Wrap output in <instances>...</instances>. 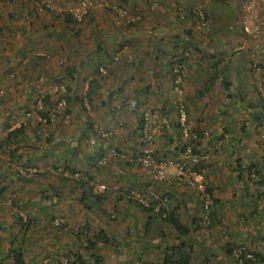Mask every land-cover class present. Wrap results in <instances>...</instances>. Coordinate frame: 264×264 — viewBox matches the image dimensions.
<instances>
[{
    "label": "crops",
    "instance_id": "0c3cea01",
    "mask_svg": "<svg viewBox=\"0 0 264 264\" xmlns=\"http://www.w3.org/2000/svg\"><path fill=\"white\" fill-rule=\"evenodd\" d=\"M156 1L160 2L161 6H163L164 4L171 5V3L174 4L173 6H175V4L177 6H183L179 4V1L185 0H149L147 2V5L151 2L152 5L157 6ZM220 1L222 4H229V6H227V13H225V11L222 9H214L218 4L209 7V2H207V0L205 2L201 1L200 3L202 6L207 8L206 12H208L210 17L212 18V23H221L223 20L227 22H233L232 19H238L237 16L239 11H237L235 4H233L234 0ZM4 3H6V5L11 8V10H3L7 12V21H5L4 23H1L0 21V36L2 35V37L5 38V41L15 38L20 43H26L25 34H28V36L32 35L30 33V25L26 27L27 30L23 33L20 32L18 30V27H15L12 23L19 21L21 17H23V20H26L27 17H30L32 12L30 10V7H34L33 3L30 0H9L8 2H3L2 4ZM193 4L194 2L191 3V5ZM219 7H221V5ZM172 17H175V15L173 14ZM175 20H172L173 24L171 25H169V23L167 22L170 26H167L169 28H162V36L156 35H161L160 31H158L159 33L152 31L143 33L145 36L142 37V40L145 39L144 43L145 46L148 47L147 50L149 49L151 51L150 55L155 54L162 47L161 45L159 49L157 48L160 46L156 43L157 37H160L159 39L164 38V34L167 33H175L174 35L176 36L178 35V33H180V35L182 34L181 28L179 30L174 29V26H177V21ZM28 21L29 23L31 22L29 18ZM2 26L4 28L6 27L10 29L4 30ZM229 28L232 30H224L221 32H217L216 34H213V36H211V39H213L214 42L215 40L219 42V45L216 44L217 46L214 44L215 47L212 48V51L214 52L215 50L221 49L224 55L229 56L227 58V63L231 64L227 68L228 71H226L229 73V75H224V72H221L217 76H213L216 79L212 89L220 92V96H215V99L220 97L219 102L223 104V107L221 110L217 111L214 108H211V103L215 102V99H213L214 96L212 95L213 91H210L209 95L203 96V92L206 90L196 89V92H193L192 94L196 95V97L202 100H199L196 97L195 100L197 99L196 101L198 103H196V101L195 103H188L185 100L187 106V114L190 122L192 121V119L196 120V118H198L197 123H193L195 125H193L194 128L197 131L199 130L200 137L196 141L198 149L202 150V152L210 149L213 152H216V154L212 156L211 161L206 167V177L212 194L216 195L218 199H222L227 202H231V200L233 199L237 200L238 203H235L236 205H234V208H237V205L241 204V200L244 199L242 196V192L240 191V188H242L243 185L237 188L235 184H246L245 179H247L248 177L252 178V181H254L255 183L253 182L252 184L254 185V190L252 188L251 190L255 191V186H259L262 191L259 190L256 192V194L254 193L253 195L249 194V192H246L244 196H249V198L251 199V206L253 209V212L251 213L253 214L257 212L262 218L264 217V212L256 211L258 208L256 206V201L264 197V184H257L256 182L260 179L259 176L261 174L264 175V152L262 150L263 143L261 144V142L255 141L254 139L250 138L249 134H253V136H255V134L258 133L259 127L257 123L258 121H256V119L259 120V118L255 115L257 114L259 117L261 116L260 108H262L263 106L264 97L257 96L259 104H255L254 102L257 99L252 95V92L250 93V95H248L249 91L243 92V90H238V94H236L234 88L235 86L240 88L241 84H245L243 86H246L250 90V87L253 85L254 81L250 76L251 68L248 69L246 67L243 58L246 56L248 57L251 51H254L264 63V33L261 34L257 39H252L244 34L241 35L242 32L239 28L237 29L233 26H229ZM38 30L39 28H37L36 32ZM239 32H241V34ZM222 43H225L228 46L232 44L231 46H233L235 51L239 50V52H237L238 54L233 56V48H231L230 46L228 49H225L223 48ZM145 46H143V50L146 49ZM235 46H237V48H235ZM9 48L4 51H0V72L9 69L8 67L10 65H15V67L17 68L25 64L24 67L20 68L21 71H23L22 69H25L26 71L31 70V73H37L39 67H43V63H40L37 60L41 59V57L37 56L35 59L31 58L29 60L28 57L30 52L28 49L27 51H25L23 49V46L11 45V47ZM21 60H23L24 62ZM238 62H240V64L242 65L243 70H240V68L237 66ZM28 63H30L31 67ZM162 65H159L157 71H160ZM73 67L70 66L69 68H66L65 75L67 77V85H72L73 87H75V84L79 86L80 82L78 76L75 73V67ZM238 68L240 71H242L241 75L244 76V79L245 77L249 78L248 83H241V75L240 71H238ZM135 69L133 68L131 70L133 73L131 74L132 82H128L127 84L123 85L124 89L121 86L122 80H120L119 83L115 80L116 84H118L117 88L111 85L113 91L110 89V87L105 86V83H103L101 79H98L94 76H90L87 80H85L84 96H82L84 100L83 105H85L88 100L90 102V109L84 108L83 112L79 109H74L73 107V109L71 110V114L76 117H80V119L82 118V122L78 121L79 126H77L76 128H72L71 126V128H68V130L66 131L64 129L60 130L54 125H51L48 128L44 127L36 130L37 134L44 133L43 136H46L48 138L50 144H54L57 146L64 145V147L61 148V153H63V156H61L62 158L60 159L61 164L67 163L74 168H82L83 171H87L90 174L99 173L97 177H101L103 181L109 186L113 184V179H116V184L118 185L120 191L117 194H114V192L112 191L113 186H110V189L101 195V199L97 203L92 200V197L89 196L86 189L84 190L79 188L69 179H67L68 177L63 178L60 176H47L48 174L45 173L44 175L47 176L48 179L50 178V181H52L53 184H50L51 182L49 180H46V184H44L42 179H39L37 182L39 184L36 188H25L23 194H17L16 196V198H19V200L21 198L22 205L29 206L33 204L34 206L31 205V208H45L43 205L47 206L48 202H54L55 200L63 198V195L65 193L67 197L68 195L69 197H72L74 195V192H72L71 190L75 186L78 187V189L75 188V190H78V192L76 193H78L79 196L74 197V199L83 197L84 202L88 200L94 205L96 203L98 204V210L100 211L98 217L99 221L90 222V220H88V216L84 217L83 215L81 217L84 218L78 217L75 219L76 215L74 209L66 206L67 214H70L69 217L71 219H74V221H78V224L80 225L77 226V228H74L77 230L69 229V225L67 227L65 226L64 228L58 227L60 230L59 231L55 230L56 228L49 229V227L47 226L48 224H46V227L44 226L42 227V229L45 228L49 231H52L51 236L53 238L52 240L54 241V244L51 245H53V248L49 249L48 251L44 250V248L47 247V241L46 243L39 241V243H36L34 247L35 252H26L27 248H25L23 244H20L19 246L23 250V253H25L23 262L25 264H39L42 262L48 264H64L65 261L71 262L72 260L69 255L72 254V251L74 254L77 253V251L74 249H77L78 247L76 244L74 246V239H76L79 246H86L87 244L84 234L80 235L81 229H84L85 232H88V236L97 234L99 232L102 233V236H104L103 238H105V242L108 243L106 245L107 249L102 254L107 259L103 258V256L98 258L92 254H80L83 257L85 264H91L93 263V261L96 262L95 258H97V260L99 261L104 260V264H138L140 262L156 261L153 259V257L157 253V250H160L159 253H161L164 252L167 246L173 245L176 242V239L179 237L177 231L173 228V225L170 222H166L160 216L156 217V215L153 214L152 210L144 211L143 208L140 207V205H138L137 203H134L133 201H126L123 195V192L125 190L143 191L148 193V195L152 194L155 190L156 192H158V194L160 193L161 195L167 196L169 198V211L174 214L182 224L188 225L190 228V232L193 233H190L189 237L187 236L188 239H193H190L193 243L192 246L200 244L201 241H204L208 244V246L214 247L215 251H219L220 253L221 251L223 252V248L226 247L227 244H233L234 246L244 245L257 252L264 253V241H255L256 238L261 239V235L264 236V228L263 230L260 229V227L262 228V226H258V229H255L253 225L243 222V224L240 223L238 225V227L240 228V234L236 235L233 233L231 228L233 226L231 225V222L233 223L232 211L235 209L229 211L230 220H228V225H226V227H223V232L221 231V229L215 231L213 227H216V225L212 226L209 229H204L202 225H197L199 223L200 207H198L196 198L197 194L193 188L184 185H178L176 183H173L172 181L154 182L136 164L134 165L130 163H122L121 161H119V163L122 164L119 165V163H116L117 161H112L109 162L104 168L98 170H95L94 167H92V162H89L90 157H93L94 155H96V157L101 156L111 148L139 151L143 147L152 146L154 147L153 149H156L159 154L160 152H167L165 154L170 156L172 155V157H177L181 150L187 146L186 144L189 143L186 142L187 140H184L186 138H183V136L186 134L182 132L183 129H180L179 124L175 118V106L172 105L174 101L172 95V86L169 85L167 86V88L164 87L165 85L163 82V77L166 75L167 79V67L166 71L161 74H158L157 71L155 72L154 75L158 77V81L154 80L156 81L155 83L149 80V73L146 76L148 77L146 78L147 80L145 78L141 79L136 77V74L134 72ZM68 70L72 71L71 74ZM147 70L149 72V69ZM224 70L226 69H223V71ZM258 77L259 76H257V78ZM28 80L29 77L25 78L24 84L20 85L19 82L15 84V89H18V87H20L17 93H15L16 91H12L13 94L15 93L18 96L24 98L25 101L23 102H25V104L28 103V95L26 94L23 96V93L27 91V89L25 88H33L32 84ZM34 81H36V79ZM7 84L9 85L10 83L7 82ZM227 86H229L230 88L232 87L233 93H231L230 91H228V93L226 91H223V88ZM130 88H132L133 90V94L131 96L132 103L130 102L131 104H127L126 106L125 104L121 105V102H123L124 99L123 95L126 96L128 94L127 96H129ZM75 90H70L71 97L73 95L76 96L78 91L75 92ZM48 94L51 95V92L48 91ZM151 94L154 95L153 102L156 104L151 106L144 105L147 104V102L152 101L149 99V96ZM168 97L171 100L168 99ZM140 104L144 105L147 110H143L141 113L137 114V111L135 110ZM205 106H208L211 109L209 111L207 109L202 110ZM85 109H87V111ZM192 109L194 110V112H192ZM148 110L150 111V114ZM213 110H215V112H213ZM131 116L133 117V121H135V125L127 131L125 130L127 127V119L131 118ZM141 118L144 119V123L143 125H141V128H139ZM203 119L208 120L205 123H210V127L212 128L211 129L209 127L211 130L209 129L208 135H204V133L207 134L208 128H204L206 127V125L203 122ZM224 119H227V121L225 122ZM251 122L254 123L251 125ZM117 124L123 127V129L121 128L123 132H119L120 128L117 126ZM96 125H99L100 129L97 128ZM109 125H115L117 129L115 128L110 130ZM5 127H7L5 133H8L10 130L16 128L17 125L10 126V124H6ZM156 128H158V132H156ZM33 129L35 130L36 128L34 127ZM101 133L105 134V136L102 138ZM74 152H78V154L76 155L74 154ZM225 153L229 155L228 158L223 157V154ZM56 159L57 157L53 159L54 163H57ZM47 162L53 161L49 159L47 160ZM253 170H256L255 173L258 171V173H256L258 177L257 179H253ZM13 173L14 172H12L11 170L7 173V176L9 174L13 175L11 178H7V176L5 178V176L2 174L3 181H0V184L11 186L8 187L9 189H6V191L3 193L4 197H8V195L9 197L10 195L11 197H15L17 193V190L14 189L15 186L12 185V183L16 181L19 175ZM51 173L53 172L51 171ZM167 173L170 174L171 171L168 170ZM115 174H117V178H114ZM20 179H24V177H20ZM47 181H49V183ZM249 185L250 184H248V186ZM243 187L250 188L247 186ZM113 200L115 203L113 202ZM113 203L114 205H116V209L112 208L114 206ZM146 204H148V202ZM22 205H19L18 207L21 208ZM78 206H80L81 209H84L85 206L87 207L88 205L78 203ZM263 206L264 202L263 204L261 203L259 205V209H263ZM235 211L238 212V214L241 213V210ZM25 212L31 213L32 210H25ZM110 212L113 214H111ZM96 214L97 211L93 213L92 218L97 216ZM214 215V218L211 217L213 224L224 222L225 218L221 215L219 209H216L214 211L213 216ZM194 228L196 230H194ZM233 230L235 229L233 228ZM252 230L255 233L253 239L249 236V231ZM224 232L226 233L227 237L225 236V234H223L224 237L221 236V233ZM120 240H133V243L135 240H145V243L140 246L144 247V249H139V252H136L133 246L129 253L127 251H120ZM93 241L95 240L93 239ZM112 242L114 243L113 245ZM97 243L98 241L95 242L96 245H98ZM149 243L152 244V247L148 245ZM103 246L104 245H102V243H99V247L102 248ZM0 248L2 247L0 246ZM4 248V254L6 256L7 254L10 256L9 247L4 246ZM4 260H2L0 264H3ZM7 260L8 262H10L11 258H8ZM231 260V258H224L223 260L221 259V261L219 260L216 263L222 262V264H232Z\"/></svg>",
    "mask_w": 264,
    "mask_h": 264
},
{
    "label": "rangeland",
    "instance_id": "374dc122",
    "mask_svg": "<svg viewBox=\"0 0 264 264\" xmlns=\"http://www.w3.org/2000/svg\"><path fill=\"white\" fill-rule=\"evenodd\" d=\"M9 0H0V21L1 23H4L7 21V12L3 10H11V8L6 5V3L2 4L3 2H8ZM111 1V2H110ZM113 1V2H112ZM139 1V2H138ZM149 0H51V10L49 11H38L35 7H30L31 15L30 17H27L26 20H23V17L19 21H16L12 23L15 27H18V30L20 32H26V27L30 25L31 31L30 33L32 35L25 34L26 37V43L25 42H18L17 39H8L5 41V38L0 36V51H4L7 48L13 46H23V49L27 51L29 50V60L31 58L41 57V59H37L38 62L43 63V67H39V70L34 73H31V70L26 71L25 69H22L21 67H24V65L20 67H15V65H10L8 68L4 71L0 72V89H3L5 91V94L3 98L0 100V181H3V176H7V173L11 170L12 172H18L17 175L19 177L12 183L14 185V189L17 190V193L15 195V198L17 194H23V191L25 188H36L39 183L38 180L42 179L44 184H46V180L48 179L47 176H53L55 177V174L51 173L49 169L52 167V164H58L60 163V159L63 156V153H61V148L64 147V145H54L50 144L48 138L46 136H43L44 133H38L36 132L37 129H41L44 127H50L51 125H54L56 128H59L60 130H68V128H76L79 126L78 121L82 122V118L74 116L72 113V109H79L81 111L84 110V108L90 109V102L87 100L85 105L80 104L79 102L72 101L69 104L65 102L64 105L59 106L57 108L58 102H60L62 99H64V96L66 93H68V90H75L77 92L78 96H84V81L87 80L90 76H94L98 79H101L103 83H105V86L110 87L111 85L115 88H117V84L122 80L121 86L123 88V85L127 84L128 82L131 83V74L132 69H135L136 77L138 78H148L146 77L149 73L150 81L155 83L158 77H156L154 74L157 71L159 65H162L160 68V71H157L158 74H161L166 71L167 67V79L166 75L163 77L164 87L167 88V86H172V95H173V104L175 106V118L178 122L179 115H178V105L179 103H182L185 107V125L189 126L190 132L187 135H184L183 138H186L184 140H187L186 142H189L187 144V148L182 152H180L177 157H172V155H167L165 153L167 152H160V154L157 152V150L153 149L154 147H143L141 150H123L126 151V153H139L142 152L145 148H151L154 151V154L156 157H159L161 159L167 158L171 159L175 162L181 161L184 163L186 169H194L196 162L199 159H202L201 162H205L208 166V163L211 161L212 156L216 154V152H213L211 149L206 150L204 152L199 153L198 156H193L192 152L190 151L192 140L197 141L196 132L197 130L194 128V122L195 124L198 121V118L196 120L192 119L190 122L188 119L187 114V106L185 100L190 103H195V97L196 95H193V92H196V89H203L205 82L209 79L210 76H217L221 72H224V75H229L228 72V66L231 65L227 63V58L229 56L224 54H218L216 51H212V48H214V44L219 45L216 40L214 42L213 39H211V36L213 34H216L217 32L221 31H230L232 29L229 28V26H233L234 28H239L242 32H239L241 35H246L243 27V21H242V15L244 14V4L248 0H234L235 6L238 13V19H232V21L227 22L225 20H221L222 22H213L212 18L210 17L209 20H202L199 22H180V20H175V17H172L174 12L172 10L174 8H177V5L173 6L174 4L171 3V5L164 4L163 6L160 5V2L156 1V5H152L151 2L147 5V2ZM162 1V0H161ZM201 1L206 0H185V1H179L180 5L178 8H189L191 7L192 10L197 9L200 12L201 11H207L206 7L202 6L200 3ZM85 2L86 4L90 5L89 10L90 14H86L87 8L82 6V3ZM181 2V3H180ZM194 2L193 5L191 3ZM209 2V7L212 5H217L214 9H222L225 11V13L228 12L229 4L225 3L222 4L220 0H207ZM220 3V4H219ZM10 4V3H9ZM145 4V5H143ZM189 4V6H188ZM221 5V8L219 7ZM88 6V5H87ZM170 6V7H169ZM174 8H173V7ZM172 7V8H171ZM79 9L81 12L85 11L86 17L82 18L81 21H79L77 24H70L66 23L64 20L63 13L71 12V9ZM2 9V10H1ZM213 9V10H214ZM4 15V17H3ZM144 16V18H142ZM28 18L30 19V23L28 21ZM232 18V17H230ZM147 19V20H146ZM171 19V20H169ZM146 20V21H145ZM169 20V21H167ZM177 21V26H174V29L179 30L180 28L183 29L184 27H191L193 28L192 33L190 35L182 36L180 35L177 37L173 33H167L164 34L165 37L159 39L160 37H157V45H160L157 47L159 49L158 52L155 54L150 55V50L145 46V39L142 40V37L145 35L144 32L152 31V32H161L160 34H156L157 36H162L163 27L166 29L169 28L171 24H173V21ZM169 25H168V23ZM10 23V25H11ZM13 26V27H14ZM169 26V27H167ZM4 30H7L8 28H4ZM37 28L39 30L36 32ZM10 29V28H9ZM8 29V30H9ZM244 32V33H243ZM264 31L262 32V34ZM115 34V37H114ZM180 34V33H178ZM184 34V33H183ZM28 36V37H27ZM113 36V37H111ZM114 41V42H113ZM216 45V46H217ZM232 45V44H231ZM230 45V46H231ZM143 46L146 47L145 50H143ZM198 46L201 50L196 51L195 48ZM222 46L225 48H229L225 43H222ZM97 47L100 48V50H97ZM163 48V49H162ZM233 48V46H231ZM237 48V46H235ZM11 49V48H9ZM186 50V51H185ZM184 51V52H183ZM183 52V54L188 53V60L185 61L187 64V71L185 72L184 76L182 77V83L180 84L181 88V95L176 90V84L174 83V77L172 75V67L177 60L174 58L177 56V53ZM238 51H235L233 48L232 55L238 54ZM104 54H110V58H107V55ZM43 58V59H42ZM205 58V59H204ZM204 59V60H203ZM244 64H246V67L248 69L251 68V77L254 81L253 85L250 87V90L243 86L245 84H241L240 88L235 86L234 91H236V94H238L239 91H249V94L252 92L253 96L257 99L254 103L259 104L257 96H263L264 97V63L261 58H259L254 51H251L250 55L243 58ZM23 61V60H21ZM102 62L99 65V62ZM19 62V61H18ZM24 62V61H23ZM30 62V61H29ZM142 62V63H141ZM173 62V63H172ZM31 63V62H30ZM30 63H28L30 65ZM171 63V64H170ZM144 64V65H143ZM150 64V65H149ZM240 70L242 68V65L240 62L237 63ZM251 64L255 65L254 67L251 66ZM172 65V67H171ZM70 66L75 67V73L78 76L79 79V86L75 84L76 86L73 87L72 85L68 86L66 82V75H65V69L69 68ZM97 66H99L97 71ZM170 66V71H169ZM31 67V65H30ZM73 67V68H74ZM100 68L105 69V72H102ZM238 68V71H240ZM149 69V72L148 70ZM223 69H226L223 71ZM43 72V73H41ZM36 74V76H35ZM242 74V71H240V75ZM257 76H259L257 78ZM29 77V82L32 84L33 88H25L27 91L23 93L24 95H28V103L27 106L25 104L24 98L18 96L17 93L18 89H15L18 82L20 85L24 84L25 78ZM156 77V79H155ZM241 83H248L249 78L241 75ZM36 79V81H34ZM116 81L118 83L116 84ZM147 80V79H146ZM259 80V81H258ZM262 80V81H260ZM26 81V82H28ZM258 81V82H257ZM7 82L10 84L8 85ZM260 82V83H259ZM259 83V84H258ZM258 84V85H257ZM31 86V87H32ZM78 86V87H77ZM43 87V89H42ZM12 88V89H10ZM69 88V89H68ZM121 88V87H120ZM124 89V88H123ZM16 91L14 94L13 92ZM48 91L51 92L52 96H55L53 99V103L55 102L56 111L55 115L52 120H49L47 123H39L36 120V115L38 114V111H52L48 107H44L42 97L45 94H48ZM132 88H130L129 96L123 95V102L122 104H131L132 103ZM212 92V95L214 96L213 99H215V96H220V92L209 89L207 91L203 92V96L209 95V92ZM223 91L232 92V87L229 86L224 87ZM70 94V92H69ZM76 94V95H77ZM11 96V97H10ZM202 96V95H201ZM74 97V95L72 96ZM59 98V99H58ZM154 95H150L149 99L152 100L150 102H147V104L144 105H154L156 103L153 102ZM156 98V96H155ZM198 98V97H196ZM168 99H170L168 97ZM188 99V100H187ZM199 99V98H198ZM220 97L215 99V102L211 103V108H214L216 111L222 109V103L219 102ZM171 100V99H170ZM202 100V99H199ZM131 102V103H130ZM196 103H198L196 101ZM43 105V107H42ZM134 105V104H133ZM144 105L140 104L135 111H137V114L141 113L143 110H147ZM194 105V104H193ZM84 106V107H83ZM86 106V107H85ZM177 108V109H176ZM208 106H205L202 110L207 109L208 111L211 109ZM65 109H68L69 112H66ZM87 109H85L87 111ZM213 110V112H215ZM261 110V108H260ZM149 111V110H148ZM84 112V111H83ZM192 112L194 110L192 109ZM150 114V111H149ZM68 115L67 121H64L65 116ZM132 118V119H131ZM127 119V127L125 130H129L135 125V121H133V117ZM135 118V117H134ZM202 118V116H201ZM200 118V119H201ZM122 121V120H121ZM134 123H133V122ZM206 119H203V122L205 123ZM224 121L226 122L227 119ZM118 122V121H117ZM120 122V121H119ZM25 123V124H24ZM27 123V124H26ZM254 122H251V125ZM6 124H10V126H26V138L19 139L18 141L10 140L9 143L4 142V139L6 137V130L7 127H5ZM194 125V126H193ZM207 134L204 133V135L209 134V129L211 128L210 123L206 124ZM117 126L120 128L119 132H123L122 126ZM36 128L35 130L33 128ZM97 128H99V125H96ZM210 127V128H209ZM117 129L115 125H109V129ZM122 128V129H121ZM159 128V125H158ZM158 128H156V132H158ZM100 129V128H99ZM212 129V128H211ZM210 129V130H211ZM191 130H194V132H191ZM126 131V132H127ZM199 131V130H198ZM252 131V130H251ZM184 132V131H182ZM206 132V131H204ZM211 133V131H210ZM262 134L264 135V124L262 127L258 130V133L253 136V134H249V137L254 139L255 141L263 143ZM101 136L104 137L105 134L101 133ZM256 144V143H255ZM17 145H25L26 148H23L20 150V154L22 157H18L17 153H15L12 157L11 152H14V149ZM209 147V146H208ZM262 148V147H261ZM264 152V144L262 148ZM84 153V152H83ZM162 153V154H161ZM74 154H78V152H74ZM229 155L226 153L223 154V157L228 158ZM57 157V163H54V158ZM93 157H96L94 155ZM52 160L53 162H47V160ZM89 162H92V167L95 166V162L93 159H90ZM116 163H119L117 161ZM89 165V166H91ZM119 165H122L119 163ZM82 167V166H81ZM78 170H83L82 168H78ZM203 170V169H202ZM49 171V172H48ZM171 171V170H170ZM207 170L204 169L202 172L204 174V180L208 188H210L206 172ZM47 173L48 175L45 176L44 174ZM96 174V173H95ZM171 174V173H170ZM96 175H99L97 173ZM13 175L9 174L7 178H11ZM253 179H257L256 173L252 172ZM20 177H24V179H20ZM47 177V178H44ZM260 177V176H259ZM98 182H104L101 177H97ZM114 178H117V174H115ZM172 181V179H170ZM246 184H235L237 188L241 185L247 186L250 188H240V191L242 192V196L244 199L241 200V204L237 205V208H234V205L238 203L237 200H231V202H227L224 200H220L217 198L216 195L212 194V209H210V214L212 213L213 209H219L222 216H224V222L215 223L213 224L212 218L208 219L204 218L205 222L202 223V226L204 229H209L212 226L216 225V227H213L215 231H218L223 229V227L228 225V220H230V214L229 211L235 210H241V213L238 214L235 210L232 211V221L231 225L233 227L232 231L234 234H240L239 230L240 228L238 225L243 222L249 223L255 227V229H258V226L261 230L264 228V217H260V214L251 213L253 212L252 206H251V199L249 196H244L246 192H249V194L253 195L256 194L257 191H262L259 186H255L252 181V178H247ZM49 181H47L49 183ZM50 184H53L52 181H50ZM113 184L110 186H118L116 184V179H113ZM154 182H161V181H154ZM173 183L179 184L175 181H172ZM255 183V182H254ZM248 184H250L248 186ZM186 186V185H184ZM11 187V186H10ZM190 187V186H188ZM75 188L78 189V187H75L71 190L74 192L72 197L66 196V193L63 195V198H60L59 200H55L54 202H48L47 206L43 205L45 208H31L30 206L33 205H22L21 202L19 205H22V207L13 206L9 200H0V258L3 256L5 252L4 246H7L9 248H15L20 244H23L26 249V252H35L34 247L36 243L45 242L47 241V247L44 248V250H49L53 248L54 241L52 240L51 232L45 228L42 229V227H49L56 228L55 230H59V228H64L65 226H69V229L73 230L74 228H77V226H80L78 224V221H74V219H71L69 216L70 214H67V207H71L75 211V219L78 217H81L82 215L88 216V220L90 222H98V217L100 211L98 210V204L95 205L92 202H89L86 200V204L89 206V209L85 206L84 209H81L80 206H78L77 198L74 199V197L79 196L78 190H75ZM119 188V187H118ZM196 192V198H197V204L198 207H200V216L204 215L202 206H203V196L200 191L195 189L194 187H191ZM251 188L253 190H251ZM9 189V188H7ZM248 189V190H247ZM28 191V190H27ZM112 191L114 194H117L119 191H115L112 188ZM152 191V190H151ZM14 193V192H12ZM155 194V195H153ZM234 196V195H233ZM164 199L169 204V198L165 195H161L160 193L153 191L152 194L149 195L148 200H158L160 201ZM21 199V198H20ZM148 200H145V203L148 202ZM23 201V200H22ZM114 202V200H113ZM227 202V203H226ZM240 202V201H239ZM264 202V197L261 199H258L256 201V206L258 207L256 211L264 212V206L263 209H259V205ZM115 203V202H114ZM113 203V205H114ZM236 203V204H235ZM83 204V203H82ZM85 204V205H86ZM117 204V203H116ZM157 204V203H156ZM246 205V207H245ZM34 206V205H33ZM67 206V207H66ZM113 209H116V205L112 207ZM38 209V210H37ZM25 210H32L31 213L25 212ZM36 211V212H35ZM97 211V216L92 218V215L94 212ZM87 212V213H86ZM153 214L156 215V217H159L158 212L154 209L152 210ZM16 213H18L22 218L23 221L20 222L17 217ZM111 213V212H110ZM32 214V215H31ZM113 214V213H111ZM205 216V215H204ZM210 216V215H209ZM28 217L30 218V224L26 225ZM81 217V218H84ZM222 221V220H221ZM46 222V223H45ZM45 223V224H43ZM25 224V225H22ZM213 224V225H211ZM3 225V226H1ZM230 225V224H229ZM59 227V228H58ZM219 227V229H218ZM233 228L235 230H233ZM77 230V229H74ZM60 231V230H59ZM223 232V231H222ZM73 234V232H72ZM226 233H221V236ZM255 233L252 231H249V236L252 239L254 238ZM261 239L256 238L255 241H264V236L261 235ZM104 236H99L98 245H94L92 249H85L83 246H79L76 239H74V246L75 244L78 246L77 249H74L79 254H85V255H91L93 254L95 257H101L103 256V252L107 249L106 245L108 244L105 242ZM224 237V236H223ZM227 237V236H226ZM263 238V239H262ZM103 241V242H102ZM99 243H102L104 245L102 248L99 247ZM140 243V244H139ZM145 243V240H135L133 243V240L126 241V240H120L119 242V249L120 251H127L128 253L130 250L135 248L136 252H139V249L142 250L144 247H140ZM151 243V242H150ZM148 244L150 247H152V244ZM259 243V242H258ZM45 244V245H46ZM114 243L112 242V245ZM34 245V246H33ZM203 247H210L208 244L204 241H201L200 244L194 245L191 248H186V252H188L190 257V264H219L216 263V260H210L206 261L203 259L200 251L201 246ZM244 246V245H236L235 247ZM165 250H167L165 248ZM210 250V249H208ZM119 251V252H120ZM160 250H157V253L154 255L153 259L157 261V259H160L162 257V254L165 252L159 253ZM154 253V252H153ZM69 254V253H67ZM161 254V255H160ZM264 254V253H263ZM25 253L23 255L24 259ZM71 257L72 262L76 261V257L74 253L69 255ZM6 258V257H4ZM103 258H106L103 256ZM96 259V262L93 261L91 264H104L103 261H99ZM107 259V258H106ZM105 259V260H106ZM4 260V259H3ZM14 260L11 259L10 262L8 260H4L3 264H14ZM232 264H236L233 260H231ZM142 263V262H140ZM138 263V264H140ZM25 264V263H24ZM27 264H35V263H27ZM39 264H48V263H39ZM63 264V263H62ZM66 264H69L68 262ZM85 264V261H84ZM264 264V263H262Z\"/></svg>",
    "mask_w": 264,
    "mask_h": 264
},
{
    "label": "trees",
    "instance_id": "16d2710c",
    "mask_svg": "<svg viewBox=\"0 0 264 264\" xmlns=\"http://www.w3.org/2000/svg\"><path fill=\"white\" fill-rule=\"evenodd\" d=\"M30 1L34 5L36 0H30ZM34 7H35V5H34ZM49 10H51V8H45V11H49ZM172 12H174V15L176 17V20H180V22H187V21L188 22L189 21L199 22V21H202V20L206 21V20H209L210 19L208 12L201 11V13L203 15V17L201 19V16L199 15V12L200 11L197 10V9L192 10L191 7H189V8H187V7L186 8L179 7L178 8V6H177V8H174L172 10ZM86 14L87 15L90 14L89 8H87ZM63 15H64V20L66 21L67 24L68 23H70V24H77L79 21H81L82 18L86 17L85 13L82 15V17H81L80 20H78L77 18H75V16L73 15L72 12L63 13ZM142 18H144V16H142ZM192 30H193V28H191V27H189V28L184 27L181 30V33L182 34L184 33V34L183 35L181 34V35L182 36H184V35H190L192 33ZM179 36H180V34L177 35V37H179ZM246 36L249 37V38H252L251 36H248L247 34H246ZM257 38H252V39H257ZM223 48H225V47H223ZM97 49H98V51L100 50V48H97ZM225 49H228V48H225ZM195 50L196 51H199L201 49L198 48V46H196ZM215 51L219 55L220 54H223V51H221V49L215 50ZM183 52L177 53V56H175L174 58H176L177 60H181L183 62L187 61L188 60V53L183 54ZM104 55H107V58H110V54H104ZM101 63L102 62L100 61L99 62V65ZM251 66L254 67L255 65L254 64L253 65L251 64ZM171 67H172V65H171ZM98 68H99V66H97V68H96L97 71H98ZM69 72L71 74L72 71H69ZM172 75H173V72H172ZM173 77H174V75H173ZM215 79L216 78H214L213 76H210L209 79L205 82L204 90L207 91V90L211 89L213 87V85H214ZM69 92H70V90H68V93H66L65 96H64V101L66 103L69 104L70 102L75 101V102H79L80 104L83 105V102H84L83 97H80V96H77L76 95V96H74V98H72L70 96ZM54 97L55 96H52L50 94H45L42 97V101H43L44 107H48L52 111L53 110L56 111L55 102L53 103ZM42 107H43V105H42ZM65 111L66 112H69L68 109H65ZM49 112H51V111H49ZM49 112L48 111H46V112H44V111H38V114H40L41 116L45 117L47 119V122H49ZM55 115H57V114L55 113ZM254 115H255V113H254ZM255 116H257L259 118V120H257L255 118L256 121H258L257 123H258V127H259L258 130H259L262 127V125L264 124V101H263V106L261 108V116L259 117L257 114ZM143 123H144V119L141 118L140 119L139 128H141V125H143ZM178 124H179V120H178ZM179 127H180L181 130L183 129L182 126H180V124H179ZM26 128H27V126H24V125L22 126L21 125L19 127L14 128L13 130H10L6 134V137L4 139V142L9 143L10 140L18 141L19 139H23L24 137L26 138V134H25ZM191 132H194V130H191ZM196 137H197V139L200 137L199 136V131L196 132ZM101 138H102V136H101ZM23 148H26L25 145H22V146L17 145L16 148L14 149V152L13 151L11 152L12 157H13V155L15 153H17L18 157H22L23 154L22 155L20 154L21 153L20 150H22V152H23ZM186 148H187V146L184 148V150ZM111 149H114V150H116V151H118L120 153H124L125 155L130 156V158L129 159H122V160H119V159H112L111 160L110 159L105 165H99L98 164V160L100 158H102L103 156H105L106 154H108ZM111 149H109L105 154H103L101 156H97V157H92L91 156L92 158L90 157V159H93L94 162H95V166H94V169L95 170L104 168L109 162H112V161H121L122 163H130V164H134V165L136 164L138 167H140V165H139V163H138L137 160L140 157L141 152L129 154V153H126V151H123V150L118 149V148H111ZM184 150L182 149L181 151L183 152ZM190 151L192 152L193 156H198L199 153L201 152V150L198 149L196 140H192V145H191ZM154 156H155V154H154ZM155 158L157 160H161V158H159V157H156L155 156ZM201 161H202V159H199L196 162L195 166L193 167L194 170L203 171L204 169H206L207 165L204 164L205 163L204 161L203 162H201ZM51 166L52 167L49 169L50 172L52 171V169H58V168H60L62 171H68L70 173L81 172L82 174H85L87 176V178H88V181H82L79 178H77V179L76 178H70L68 176H67L68 177L67 179H69L73 184H75L79 188L84 189V190L86 189L87 192H88V194H89V196L92 197V200L94 202H97L98 203L100 201V199H101L100 197L104 193H102V194L101 193H99V194L94 193L93 188H92V186L90 184V182H96L98 180L96 174H90L87 171L78 170V168H74V167L70 166L67 163L66 164L65 163H63V164L59 163V165L58 164H52ZM251 168H252V166H251ZM255 171L256 170H253L254 173H255ZM256 173H258V171ZM13 174H18V172L15 171ZM55 176H60V177L66 178V176H64L62 173H55ZM256 183L257 184L258 183L259 184H264V175L261 174L260 175V179ZM8 187H10V185H6L5 186V185H1L0 184V199H2L4 201L9 200L10 203L13 206H18L19 203L21 202V199L19 200V198L11 197V195H10V197H9V195H8V197H4L3 196V193L6 191V189ZM119 191H120V189H119ZM127 191H129V190H125L123 192V195H124V198L126 199V201H129V202L130 201H133L134 203H137L138 205H140V207L143 208L144 211L154 210L155 207L157 205H159L160 206V209L158 210L159 211L158 212L159 216L162 219H164L166 222H170L173 225V228L177 231V234L179 236L176 239V242L173 245L167 246V248H166L167 250H164L165 253H163V256H162V258L160 260H157V261H148L147 263H150V264H190V261L191 260H190L189 254L185 250L188 247L191 248L192 247V244H193L192 241H191L193 239H191V238H190L191 240L188 239L189 234L192 233V232H190L189 226L186 225V224H182L179 221V219L174 214H172L169 211V204L164 199H162V197H161V200L160 201L155 200V199L152 200V201L149 200L148 201V204L145 205V204L141 203L140 201H138L136 199H133L131 197L126 198L125 197V194H126ZM206 191L209 192L210 194H212L211 189L208 188L207 185H206ZM140 194H141V196H142L143 199H147L148 200V198H149L148 197L149 196L148 193L143 192V191H140ZM77 202L86 204L84 202L83 197H78L77 198ZM87 209H88V206H87ZM202 210H203L204 215H206V214L208 215L207 218H210V217L214 218L215 217V215L213 216L215 209H213V211H212L211 214L209 212L210 210H206V208H204L203 206H202ZM15 215H16L17 219L20 222L23 221V218L18 213H16ZM204 215H201L199 217V223L197 225L200 226V225H202V223L205 222ZM28 219L29 220H27V222H24V223H26V225H29L30 224V218L28 217ZM207 221L209 222V219ZM22 225H25V224H22ZM194 230H196V229L194 228ZM80 231H81L80 235L81 234H84V236L86 237L87 244H86V246H83L85 249L92 248L93 245L95 244V242L96 241H99V234L102 235V233L99 232L97 234H92L91 236H88L87 235L88 232H85L84 229H81ZM93 239L95 241H93ZM200 246L202 247L200 253H201L203 259L205 260V262L206 261H210V260H216V261H219L220 260L221 261V259L223 260L224 258H231L236 264H238L237 261L234 259V256H233L234 250L236 249V247L233 244H227V246L223 248V252L221 251V253L219 251L218 252L215 251V248L214 247H211V246L210 247H203L202 245H200ZM244 247H245V250L246 251L252 252V254L255 256V260H253L254 264H262V263H264V254L263 253L257 252L255 250H252V249L248 248L247 246H244ZM9 249H10L9 250L10 256L8 254H7V256L4 254L0 258V263H1V261L3 259L11 258V259L14 260L13 261L14 264H24L23 258H22L24 253H23V250L21 249V247L18 245L15 248H9ZM208 249H210V250H208ZM72 253H73V251H72ZM74 255L76 257V261L68 262L69 264H84V259H83V257L79 253H75ZM4 257H6V258H4ZM142 263H145V262H142ZM218 263H221L222 264V262H218Z\"/></svg>",
    "mask_w": 264,
    "mask_h": 264
},
{
    "label": "built area",
    "instance_id": "2783aa9c",
    "mask_svg": "<svg viewBox=\"0 0 264 264\" xmlns=\"http://www.w3.org/2000/svg\"><path fill=\"white\" fill-rule=\"evenodd\" d=\"M35 8L38 11H43L45 8H51V0H36L35 1ZM90 5L86 4L85 2L82 3L83 7H88ZM75 18L78 20L81 19L82 15L86 12L80 11L79 9H71L70 10ZM244 14L242 15V21H243V29L245 33L248 36H251L252 38L259 37L262 32L264 31V0H248L244 4ZM199 15L201 16V19L203 17L202 13L199 12ZM102 72H105V69L100 68ZM187 71V64L181 60H175L172 72L174 75V83L176 84V90L181 95V88L180 84L182 83V77L184 76L185 72ZM5 94V91L3 89H0V100L3 98ZM65 101L62 99L57 104V108L59 106L64 105ZM178 115H179V124L182 126L183 131L186 135L189 134L190 128L189 126L185 125V107L182 103H179L178 105ZM55 116V110L49 112V120H52V118ZM36 120L39 123H46L47 119L40 114H37ZM68 115L65 116L64 121H67ZM262 138L264 140V135L262 134ZM264 144V141H263ZM153 150L151 148H145L142 152L140 157L138 158V163L140 165V169L146 173L151 180L153 181H175L179 184L194 187L198 191L201 192L203 196V207L206 208V210L212 209V194L206 191V183L204 180V174L202 171H197L194 169H186L185 165L181 161H173L171 159L163 158L161 160H157L153 154ZM130 156L125 155L124 153H120L114 149H111L108 154L103 156L98 160L99 165H105L110 159H129ZM171 170V174H168L167 171ZM53 173H62L64 176H68L70 178H79L82 181H88V178L85 174H82L81 172H74L70 173L68 171H62L60 168L58 169H52ZM94 193H105L110 187L105 182H90ZM113 190L119 191L118 186H113ZM155 195V194H153ZM125 197H131L133 199H136L140 201L141 203L147 205L145 203V199L142 198L140 191L137 190H129L126 192ZM160 206L157 205L155 207V210L159 212ZM210 212V211H209ZM207 214L204 216V218H207ZM244 257H243V256ZM234 259L237 261L238 264H254L253 260H255V256L250 251H246L244 246H239L234 250ZM67 261L64 262L66 264ZM141 264H150V263H141Z\"/></svg>",
    "mask_w": 264,
    "mask_h": 264
}]
</instances>
